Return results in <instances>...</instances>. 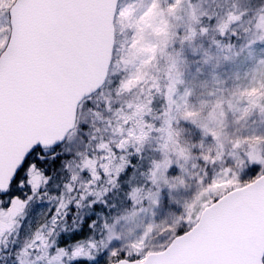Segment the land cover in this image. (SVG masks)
<instances>
[{"label":"snow or ice","instance_id":"6c2138e0","mask_svg":"<svg viewBox=\"0 0 264 264\" xmlns=\"http://www.w3.org/2000/svg\"><path fill=\"white\" fill-rule=\"evenodd\" d=\"M0 264H264V0H0Z\"/></svg>","mask_w":264,"mask_h":264}]
</instances>
